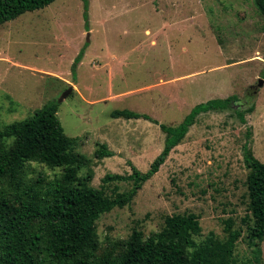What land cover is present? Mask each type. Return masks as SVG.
Instances as JSON below:
<instances>
[{"label":"rangeland","instance_id":"1","mask_svg":"<svg viewBox=\"0 0 264 264\" xmlns=\"http://www.w3.org/2000/svg\"><path fill=\"white\" fill-rule=\"evenodd\" d=\"M263 72L264 14L254 0H88L87 8L85 0H55L0 24V128L72 86L57 114L65 133L78 137L77 150L92 159L79 175L92 171L90 185L112 193L130 183L103 185L102 178L131 173L133 165L146 171L166 137L159 124L113 117V110L176 126L197 103L236 95L237 104L253 107L246 122L233 109L200 114L132 202L97 219L96 253H108L134 229L148 237L166 216L194 212L197 243L211 234L224 238L230 222L241 230L237 263L253 264L243 145L264 161ZM100 142L114 154L95 158ZM61 174V167L31 161L18 181L46 193ZM254 264H264V240Z\"/></svg>","mask_w":264,"mask_h":264},{"label":"trees","instance_id":"2","mask_svg":"<svg viewBox=\"0 0 264 264\" xmlns=\"http://www.w3.org/2000/svg\"><path fill=\"white\" fill-rule=\"evenodd\" d=\"M55 0H0V24L19 15L43 8ZM264 14V0H254ZM88 7V0H85ZM81 49L73 64L81 60ZM264 77V72H263ZM236 95L215 97L193 106L176 126L159 122L148 113L115 109L113 117L144 118L160 125L166 137L162 151L146 171L132 166V172H108L103 185L126 181L130 187L114 186L108 193L104 186L90 185L92 171L80 177L78 168L90 165L92 159L77 150L78 137L65 133L57 114L60 101L51 99L24 119L0 128V264H238L235 249L241 230L228 222L226 236L209 235L201 243L194 238L201 231L199 216L194 212L175 213L165 218L160 231L144 237L134 229L129 238L118 242L108 253L99 256L96 221L116 206L132 202L143 184L165 163L171 151L185 138L200 114L212 110L233 109L242 122L252 106L237 104ZM238 107H235L236 105ZM249 134V133H248ZM244 161L249 169L248 244L251 262L260 263L264 240V161L258 159L249 143L243 145ZM105 142L98 143L94 157L112 156ZM38 161L62 169L61 176L50 182L42 193L19 182L27 162ZM253 263V264H254Z\"/></svg>","mask_w":264,"mask_h":264},{"label":"water","instance_id":"3","mask_svg":"<svg viewBox=\"0 0 264 264\" xmlns=\"http://www.w3.org/2000/svg\"><path fill=\"white\" fill-rule=\"evenodd\" d=\"M264 84V79L263 78H260L259 79V82H258V85L259 86H263ZM73 90V87L70 86L67 90L64 91V93L62 94V96L59 98V101H63L65 98H67V96L72 92Z\"/></svg>","mask_w":264,"mask_h":264},{"label":"crops","instance_id":"4","mask_svg":"<svg viewBox=\"0 0 264 264\" xmlns=\"http://www.w3.org/2000/svg\"><path fill=\"white\" fill-rule=\"evenodd\" d=\"M17 18V17H16ZM15 19V18H14Z\"/></svg>","mask_w":264,"mask_h":264}]
</instances>
